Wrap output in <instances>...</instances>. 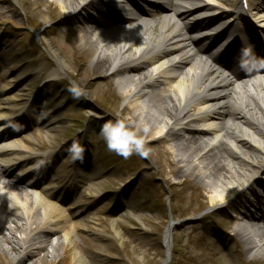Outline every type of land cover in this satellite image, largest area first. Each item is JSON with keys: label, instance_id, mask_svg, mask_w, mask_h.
Returning a JSON list of instances; mask_svg holds the SVG:
<instances>
[{"label": "bare ground", "instance_id": "obj_1", "mask_svg": "<svg viewBox=\"0 0 264 264\" xmlns=\"http://www.w3.org/2000/svg\"><path fill=\"white\" fill-rule=\"evenodd\" d=\"M0 1L7 5L17 3V0ZM27 1L34 12L40 7L46 9L43 14L46 24L51 20H82L79 26L67 31L65 38L70 47L85 54L84 74L100 77L103 82L98 87L102 92L113 90L127 100L122 115L145 139L146 148H155L157 155L149 158L164 160L169 171L163 173L169 178L192 177L195 183L203 184L210 195L211 209L225 205L233 209L229 205L236 197L242 191L246 196L251 184L264 175V98L239 99L228 95L198 73L193 60L194 51L199 50L230 62L238 43L247 37L257 49L256 58L249 62L264 59L261 36L264 0H248V11L243 9L242 0H223V4L188 0L192 6L187 12L174 4L177 0H130L133 9L125 19L128 24L137 20L136 12L142 10L149 18L158 15L159 20L165 19L163 27L155 29L154 24H140L110 43H107L109 36L98 29L112 16L118 22L114 9L123 0ZM211 8L216 9L214 15ZM250 15L258 19L259 26L250 25L247 19ZM55 53L60 58L59 68L45 82L72 70L57 50ZM188 68L194 70L193 77L187 74ZM4 84L0 91V226L8 233L0 239V251L12 255L16 263H28L36 259L52 236L58 235L57 243L48 251L49 264H93L83 259L75 233L85 231L99 237V224L81 220L83 214L75 202L63 205L76 186L63 183L64 174L49 180L58 153L53 150L40 154L44 148L39 147L41 141H33L32 132H25L38 121L37 112L32 106H15L13 99L8 98L14 83ZM80 100L87 103V96L81 95ZM56 113L44 111L42 118L48 129L60 125ZM72 178L76 183L77 171ZM233 184L242 189L230 190ZM251 199L264 202V192L254 193ZM257 210L254 205L243 206L235 210V218L264 222V216H259ZM6 222L12 226L7 227ZM125 222H128L125 217H120L113 226ZM240 228L241 225L236 231ZM174 229L173 223L167 229L159 264H166L171 257L169 245ZM120 238L116 230L111 239L113 245L119 246ZM238 241L248 254L264 258V244L260 246L253 241L246 245L240 238ZM39 262L37 259L36 264Z\"/></svg>", "mask_w": 264, "mask_h": 264}, {"label": "rangeland", "instance_id": "obj_2", "mask_svg": "<svg viewBox=\"0 0 264 264\" xmlns=\"http://www.w3.org/2000/svg\"><path fill=\"white\" fill-rule=\"evenodd\" d=\"M213 3L223 4V0ZM38 9L34 12L27 0H17L11 5L0 1V91L4 82L14 83L8 98L18 108L32 106L37 112L38 121L25 132H32L33 141H41L39 147L44 148L40 154L53 150L58 153L49 180L64 174L63 183L76 186L63 205L75 202L83 214L81 220L99 224V237L85 231L75 233L83 259L93 264H159L164 255L165 234L173 223L168 264H264L263 255L248 254L233 235L239 222L235 218L236 209L250 205L264 208V202L251 199L254 193L264 192V175L251 184L246 196L242 191L236 197L229 205L233 209L226 205L211 209L210 195L203 184L195 183L192 177L169 178L163 173L169 171L166 162L149 158L157 155L155 148H146L145 139L122 115L127 100L113 90L102 92L98 86L103 80L92 73L84 74L85 54L70 47L65 38L67 31L79 26L82 20H51L46 24L43 21L46 9ZM215 11L211 8V12ZM248 18L252 27L259 25L257 18L251 15ZM56 50L72 70L45 82L59 68ZM83 84L94 89H86ZM81 95L87 96V103L80 100ZM52 110L61 122L53 130L48 129L42 118L44 111ZM118 120L135 134L138 143V150L133 148L127 156L110 149L105 138V127ZM218 135L222 139L223 134ZM75 171L76 183L72 178ZM229 188L240 187L233 184ZM120 217L128 222L114 228ZM6 226L12 223L6 222ZM116 230L121 236L119 246L111 241ZM7 233L0 226V239ZM57 238L58 235L52 236L44 250L28 263H16L12 255L0 251V264H36L37 259L41 261L38 264H49L48 251L53 249Z\"/></svg>", "mask_w": 264, "mask_h": 264}, {"label": "clouds", "instance_id": "obj_3", "mask_svg": "<svg viewBox=\"0 0 264 264\" xmlns=\"http://www.w3.org/2000/svg\"><path fill=\"white\" fill-rule=\"evenodd\" d=\"M104 131L110 149L125 156L129 155L133 148L138 150V143L134 139L135 134L122 121L118 120L106 126Z\"/></svg>", "mask_w": 264, "mask_h": 264}, {"label": "water", "instance_id": "obj_4", "mask_svg": "<svg viewBox=\"0 0 264 264\" xmlns=\"http://www.w3.org/2000/svg\"><path fill=\"white\" fill-rule=\"evenodd\" d=\"M170 259L167 260L166 264L169 262Z\"/></svg>", "mask_w": 264, "mask_h": 264}]
</instances>
